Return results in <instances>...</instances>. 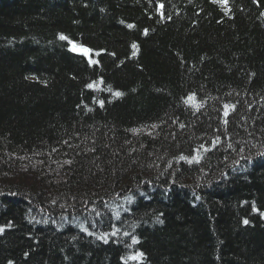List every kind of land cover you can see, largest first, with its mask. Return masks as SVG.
Returning <instances> with one entry per match:
<instances>
[{
    "label": "trees",
    "instance_id": "16d2710c",
    "mask_svg": "<svg viewBox=\"0 0 264 264\" xmlns=\"http://www.w3.org/2000/svg\"><path fill=\"white\" fill-rule=\"evenodd\" d=\"M262 213L264 0H0V264H264Z\"/></svg>",
    "mask_w": 264,
    "mask_h": 264
},
{
    "label": "snow or ice",
    "instance_id": "6c2138e0",
    "mask_svg": "<svg viewBox=\"0 0 264 264\" xmlns=\"http://www.w3.org/2000/svg\"><path fill=\"white\" fill-rule=\"evenodd\" d=\"M220 2L223 3V4H225V5L227 4V0H220ZM161 7H163V5H161ZM128 27H132V25H129ZM60 39H62V40H67L68 38H67L66 36H64V35H61V36H60ZM133 47L135 48L136 46L133 45ZM73 48H74V50H75L76 46L73 45ZM82 51H84L85 53H87V52H88V49H82ZM89 87H91V85H89ZM115 95L119 96V95H122V93L117 92V93H115ZM192 99H194V97H189V100H192ZM225 107L227 108L228 106H225ZM225 115H227V112H225ZM181 159H185V157H181ZM262 215H264V213H262ZM244 223L247 224L248 221L245 220ZM2 230H3V229L0 228V231H2ZM142 255H143L142 253H138L137 256H136V257H132V259H138V258H140ZM10 264H11V262H10Z\"/></svg>",
    "mask_w": 264,
    "mask_h": 264
},
{
    "label": "water",
    "instance_id": "95a60500",
    "mask_svg": "<svg viewBox=\"0 0 264 264\" xmlns=\"http://www.w3.org/2000/svg\"><path fill=\"white\" fill-rule=\"evenodd\" d=\"M73 45L76 46L75 50H74V48H73ZM70 47H71V49H72L74 52H76V53H80V54L87 55L88 52H89V49H88L87 47H84V46H77V45H76L75 43H73V42L70 44ZM82 49H88V52L85 53L84 51H82Z\"/></svg>",
    "mask_w": 264,
    "mask_h": 264
},
{
    "label": "rangeland",
    "instance_id": "374dc122",
    "mask_svg": "<svg viewBox=\"0 0 264 264\" xmlns=\"http://www.w3.org/2000/svg\"><path fill=\"white\" fill-rule=\"evenodd\" d=\"M71 43H72V42H71ZM71 43H70V44H71Z\"/></svg>",
    "mask_w": 264,
    "mask_h": 264
}]
</instances>
